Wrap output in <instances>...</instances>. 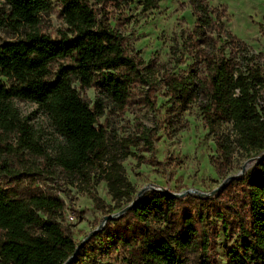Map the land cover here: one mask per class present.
I'll return each mask as SVG.
<instances>
[{
    "label": "trees",
    "instance_id": "obj_1",
    "mask_svg": "<svg viewBox=\"0 0 264 264\" xmlns=\"http://www.w3.org/2000/svg\"><path fill=\"white\" fill-rule=\"evenodd\" d=\"M52 1L60 7L66 31L56 37L35 28L21 33L38 24L51 0H0V29L20 34L0 44V78L5 81L0 80V131L14 135L22 152L36 151L50 166L78 173L87 182L85 172L96 162L105 174L102 164L108 154L98 119L107 105L122 110L130 91L148 84L144 71L149 68L128 50L102 6L119 9L136 3L145 12L161 0ZM187 3L195 21L182 51L193 48L203 71L170 77L167 90L177 106L203 97V122L222 161L230 162L236 148L257 155L253 166L229 183L240 185L233 204L241 241L228 252L227 264H264V60L225 29L223 11L211 9L207 0ZM228 47L234 51L229 56ZM76 84L96 86L101 96L90 104L76 92ZM15 102L36 105L47 118L59 138L54 155L32 141V127ZM225 125L231 126V135L223 132ZM110 166L105 179L117 204L131 188L114 159ZM89 195L97 203L96 195ZM125 200L132 202L129 196ZM179 203L178 197L148 191L92 237L115 252L126 251L127 264H209L206 217L187 210L179 217ZM63 211L64 201L57 196L22 197L15 187L0 183V264L77 262L84 247L78 248L61 223Z\"/></svg>",
    "mask_w": 264,
    "mask_h": 264
},
{
    "label": "rangeland",
    "instance_id": "obj_2",
    "mask_svg": "<svg viewBox=\"0 0 264 264\" xmlns=\"http://www.w3.org/2000/svg\"><path fill=\"white\" fill-rule=\"evenodd\" d=\"M187 1L161 0L156 9L145 12L136 3L119 9L102 6V12L121 33L128 50L149 68L144 71L148 84L133 88L122 110L107 105L98 119L97 127L102 131L108 154L102 164L105 174L96 162L86 170L84 182L78 173L50 166L45 156L36 151L22 152L14 135L0 131V183L15 187L22 197L42 193L64 201L61 223L78 248L84 247L77 262L68 264H86L88 259L96 264H127L126 251L115 252L92 236L105 216L121 212L131 203L125 199L129 196L133 201L141 191V197L151 190L182 195L178 196L180 203L176 210L179 217L186 210L194 216L198 211L204 213L209 264H227L228 252L240 244L233 204L240 185L230 186L231 180L226 179L243 175L253 166L257 155L246 156L236 148L230 162L222 161L203 122V97L177 106L166 86L170 77L185 76L192 69L203 71L193 48L182 51L183 39L195 21ZM207 3L211 9L224 12L225 29L254 54L262 55L259 60L263 61L264 0H207ZM32 28L50 37L66 33L60 7L51 0V9L39 16L38 24L27 26L21 33ZM19 36L0 29V44ZM225 51L227 56L234 52L230 47ZM0 80L5 82L3 78ZM75 90L90 104L101 96L96 86L84 89L76 84ZM15 107L32 127V141L47 155H54L59 138L47 118L36 105L15 102ZM223 132L231 135V126L225 125ZM113 159L131 188L128 196L117 204L105 179ZM89 193L96 195L97 203Z\"/></svg>",
    "mask_w": 264,
    "mask_h": 264
},
{
    "label": "water",
    "instance_id": "obj_3",
    "mask_svg": "<svg viewBox=\"0 0 264 264\" xmlns=\"http://www.w3.org/2000/svg\"><path fill=\"white\" fill-rule=\"evenodd\" d=\"M245 172V166L242 167V170H241V173L243 174ZM235 176H230L226 179V182L232 180ZM156 191H160L166 195H169V196H172V197H178V196H182V195H176L174 193H171V192H163L161 190H156ZM143 194V191L139 192L137 197L128 205L126 206L121 212H119L118 214L114 215V216H105L103 218V221L101 222V224L97 227V229H95L93 232H96L98 230H101L103 228V226L105 225V223L111 219H115L117 218L118 216L124 214L125 212H127V210L132 207L135 202H137L138 200L141 199V195ZM72 260V258L68 259L64 264H68L70 261Z\"/></svg>",
    "mask_w": 264,
    "mask_h": 264
}]
</instances>
